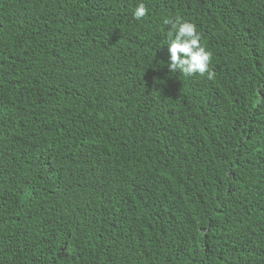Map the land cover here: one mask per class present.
I'll list each match as a JSON object with an SVG mask.
<instances>
[{"label": "trees", "instance_id": "1", "mask_svg": "<svg viewBox=\"0 0 264 264\" xmlns=\"http://www.w3.org/2000/svg\"><path fill=\"white\" fill-rule=\"evenodd\" d=\"M0 264H264V0H0Z\"/></svg>", "mask_w": 264, "mask_h": 264}, {"label": "clouds", "instance_id": "2", "mask_svg": "<svg viewBox=\"0 0 264 264\" xmlns=\"http://www.w3.org/2000/svg\"><path fill=\"white\" fill-rule=\"evenodd\" d=\"M147 14L148 9L145 4L140 3L134 12V19L142 20ZM163 23L170 27L167 33L169 70L172 73L179 71L185 77L199 74L213 79L214 73L209 67L212 56L202 45V36L198 33L196 25L183 20L180 16L166 18Z\"/></svg>", "mask_w": 264, "mask_h": 264}]
</instances>
